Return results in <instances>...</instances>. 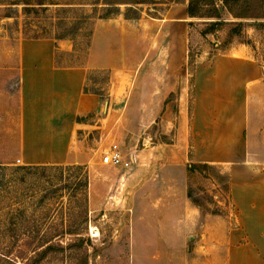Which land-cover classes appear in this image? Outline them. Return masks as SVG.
I'll return each mask as SVG.
<instances>
[{
	"label": "rangeland",
	"instance_id": "obj_1",
	"mask_svg": "<svg viewBox=\"0 0 264 264\" xmlns=\"http://www.w3.org/2000/svg\"><path fill=\"white\" fill-rule=\"evenodd\" d=\"M144 1L135 5L140 20L126 22L121 14L100 18V1L93 14L94 0H0V165L8 166L0 167V264L31 263L33 252L19 256L21 238L62 231L53 240L65 246L76 238L68 230L84 238L82 252L52 251L36 264H84L83 255L86 264H240L252 252L254 262L261 257L264 264V230L244 219L238 199L215 174L186 169L198 78L211 101L204 110L210 124L220 112L246 104L249 123L239 134V158L214 166L229 175V187L231 179L237 191L246 183L257 186L264 200V28L247 26L248 44L224 48L225 30L201 36V19L185 13L187 0ZM82 16L73 39L58 38ZM29 39L55 49L57 65L83 68V91L110 98L104 115L94 105L95 119L70 117L77 126L61 168H18L23 164L16 155L1 163L17 135L14 78L19 53L35 49L23 46ZM213 42L220 47L213 49ZM245 61L256 63V73L258 66L262 90L254 93L255 87L232 76L227 88L215 86L220 71ZM112 144L134 156L128 168L101 163ZM77 164L81 170L72 167ZM189 187L211 195L208 206L219 214H200ZM95 228L97 235L90 236Z\"/></svg>",
	"mask_w": 264,
	"mask_h": 264
},
{
	"label": "crops",
	"instance_id": "obj_2",
	"mask_svg": "<svg viewBox=\"0 0 264 264\" xmlns=\"http://www.w3.org/2000/svg\"><path fill=\"white\" fill-rule=\"evenodd\" d=\"M40 43L39 39L23 42V46L27 45L35 49L19 53L17 76L14 78L13 75L8 79L9 82H12L13 78L16 79L14 99L17 107L15 130L17 135L13 143V151L3 159L1 162L3 164H10L14 155L26 166L59 164L66 154L64 151L68 147L67 141L71 140L77 126V123L73 126L70 117L79 115L78 117L83 119H95L96 116L92 112L93 106L95 105L94 108L97 107L99 110L101 97L98 93L92 94L82 90L85 83L83 68L57 65L55 49L49 48L48 44L38 48ZM255 64V62L245 61L241 65H234L228 71H220L215 86L227 88L229 85L227 78L232 76L233 82L242 81L243 84L247 82L250 84L249 87H255L252 89L254 93L259 92L263 87L262 77L258 66L256 73ZM204 84L205 81H198V78H195L194 84L193 78L195 96L193 95V121L190 127L191 162H206L220 167L228 160L239 158L241 147L239 134L249 123V118L246 104L245 106L243 104L240 108L238 107L239 109L233 108L220 112L217 123L210 124L209 114L204 110L211 101L206 96ZM95 99L99 100L98 106ZM109 103L110 98H108L107 109ZM83 119L79 120L80 123ZM87 126L83 125V128ZM194 128L195 132L192 131ZM242 148H244L243 144ZM233 178L236 179V175ZM230 181V193L234 199H238L241 215L244 219L253 220V226L263 231L264 205L261 202L264 200L263 197H257L255 193L257 186H248L246 183L237 191L232 186V179ZM262 192L264 193L263 190ZM259 195L262 196V193ZM194 208L198 211L197 207L194 206ZM251 254L253 258L247 259V254L244 253L245 260L241 257L240 264H263L261 257L255 263L253 260L255 253Z\"/></svg>",
	"mask_w": 264,
	"mask_h": 264
},
{
	"label": "trees",
	"instance_id": "obj_3",
	"mask_svg": "<svg viewBox=\"0 0 264 264\" xmlns=\"http://www.w3.org/2000/svg\"><path fill=\"white\" fill-rule=\"evenodd\" d=\"M99 1L103 7V12L99 14L100 18H108L112 14H121L123 19L128 22L139 20L141 8L135 5L145 2L144 0H94L93 14L96 12V7ZM38 3L43 4L42 0H38ZM120 4L126 5L124 10L120 9ZM185 13L188 17L201 19V36H206L207 34L216 35L218 31L225 30L227 33V40L222 42L224 48H229L233 46L234 43L248 44L250 39L245 30L247 26L254 29L264 28V0H187L185 3ZM74 18L75 19L69 22V24L58 34V38L73 39L76 36L86 18L85 16ZM212 46L213 49H218L220 44L213 42ZM77 119L80 120L83 118L77 117ZM52 166L63 167V165L57 164L22 165L17 167H26L27 169H46L47 167ZM0 167L8 166L0 165ZM72 167H76L79 170L82 169V165L80 164ZM186 169L189 172H211L215 174V178L219 181H223L224 189L229 190V175L227 173L220 174L218 168L213 164L206 162H189ZM87 182L88 179L85 176L82 184L85 186L88 184ZM194 190V188L189 187L187 190V196L193 205L197 207L200 214H219L217 210L211 209L210 206H208V203L210 204L214 202L211 195L204 191H202L201 194H197ZM66 233L73 235L76 238L72 242L66 243L65 246H62L59 242L60 240H53L56 236L57 238L63 237L65 232L62 231L47 237L36 234L32 237L27 236L25 237L26 239L21 238L24 242L18 247L19 256L22 259H25V256L23 255L25 252H33V256L29 257L31 261L30 264H36V262L44 259L52 251H63L67 248L71 249L73 247L72 249L74 251H79L78 253H80L84 244V238H82V236H75L78 234L75 230H68ZM85 240L89 241L88 238H85ZM9 249L11 250L10 247ZM83 257L84 264H86V255H83ZM22 264H29V262L23 261Z\"/></svg>",
	"mask_w": 264,
	"mask_h": 264
},
{
	"label": "built area",
	"instance_id": "obj_4",
	"mask_svg": "<svg viewBox=\"0 0 264 264\" xmlns=\"http://www.w3.org/2000/svg\"><path fill=\"white\" fill-rule=\"evenodd\" d=\"M17 160L18 162L20 161L19 158ZM133 160V155H128L127 157H125L116 144H112L111 146H109V148L104 152L101 157L102 164H107L110 166H121L126 168L133 163ZM89 234L90 236H96V228L93 230L90 229Z\"/></svg>",
	"mask_w": 264,
	"mask_h": 264
},
{
	"label": "water",
	"instance_id": "obj_5",
	"mask_svg": "<svg viewBox=\"0 0 264 264\" xmlns=\"http://www.w3.org/2000/svg\"><path fill=\"white\" fill-rule=\"evenodd\" d=\"M107 104H108V97L104 96L101 98L100 106H99V114L104 115L107 110ZM193 236H189L188 240H191Z\"/></svg>",
	"mask_w": 264,
	"mask_h": 264
}]
</instances>
